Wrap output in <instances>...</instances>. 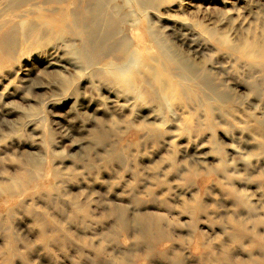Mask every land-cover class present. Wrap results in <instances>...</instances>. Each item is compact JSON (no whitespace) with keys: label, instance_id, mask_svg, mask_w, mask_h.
I'll return each instance as SVG.
<instances>
[{"label":"rangeland","instance_id":"374dc122","mask_svg":"<svg viewBox=\"0 0 264 264\" xmlns=\"http://www.w3.org/2000/svg\"><path fill=\"white\" fill-rule=\"evenodd\" d=\"M73 2L0 0V264H264V0Z\"/></svg>","mask_w":264,"mask_h":264},{"label":"bare ground","instance_id":"6f19581e","mask_svg":"<svg viewBox=\"0 0 264 264\" xmlns=\"http://www.w3.org/2000/svg\"><path fill=\"white\" fill-rule=\"evenodd\" d=\"M140 1L144 3L147 2V0H140ZM73 3H74V7L73 9L69 11L71 14V19L68 23L73 32H78L81 34L82 41L84 43L83 52L85 54L87 53L88 59L91 60L93 58V52L95 53L97 52L96 57L93 59V60H97V58L101 55L103 49L107 47V42H108L107 31L104 27V23L107 20V12H106L104 2L103 0H74ZM61 22L62 20L58 21V23L60 24ZM160 42L162 45L164 44L162 41ZM226 43L233 50H237L239 48V45L237 44L229 43L227 41ZM249 43L250 44L246 46V50L244 53L248 56H252L255 60H259L260 58L262 59L263 57L262 52L261 51L256 52L254 50V48L258 45V41L254 40ZM166 52L170 57H173L171 52L169 51H166ZM258 53L259 54L261 53V55H259ZM177 61L178 62H176V64L182 67L181 64H183V62H181L179 59H177ZM182 69H187V68L182 67ZM191 75H195V74L191 73ZM197 75L201 79L202 76H200L199 73H197ZM202 79H201L202 81L201 88H203V91L205 93H208V91L211 92L213 89H215V88H212L211 86L212 83L210 84L207 80L205 81L204 80L205 78L203 80ZM214 93H216V91ZM95 138L98 143H104L106 140V136L104 135L103 132H96ZM114 151L111 153L112 158L121 160L122 157H117V154H115L116 151L115 152ZM120 212L117 214V217L119 218L121 225L124 227H128V224L124 220V215H122V213ZM42 226H45L44 222H42ZM137 226L139 227L142 234L146 232V233H150L151 236H158L159 225H158L157 220L139 219L137 221ZM41 236L44 239V242H46L45 244L53 243L55 241V238L57 237L56 234H54V237H53L45 233H42ZM255 244L260 245V242L257 241ZM262 246L264 248V244ZM123 256L124 257H120L121 260H124V258L127 257V254L123 253ZM96 257H100V253H97ZM116 259L117 258L115 256L112 257V260H116Z\"/></svg>","mask_w":264,"mask_h":264}]
</instances>
